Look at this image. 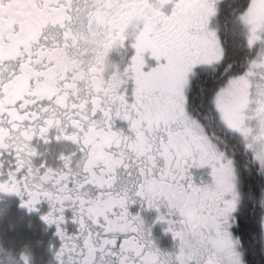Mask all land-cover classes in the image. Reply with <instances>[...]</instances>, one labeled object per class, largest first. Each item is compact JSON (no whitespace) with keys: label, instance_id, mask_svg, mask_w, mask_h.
I'll use <instances>...</instances> for the list:
<instances>
[{"label":"snow or ice","instance_id":"1","mask_svg":"<svg viewBox=\"0 0 264 264\" xmlns=\"http://www.w3.org/2000/svg\"><path fill=\"white\" fill-rule=\"evenodd\" d=\"M208 3L27 0L41 27L16 39L20 25L0 31V196L52 231L56 264H241L225 220L230 233L252 221L214 211L216 173L174 133L181 105H201L211 81H185L187 65L169 48L182 47L180 29ZM13 6L0 0V17ZM146 26L163 46L138 47ZM15 80L26 87L9 94ZM157 223L170 249L154 237Z\"/></svg>","mask_w":264,"mask_h":264},{"label":"flooded vegetation","instance_id":"2","mask_svg":"<svg viewBox=\"0 0 264 264\" xmlns=\"http://www.w3.org/2000/svg\"><path fill=\"white\" fill-rule=\"evenodd\" d=\"M225 1L227 0H209V3L202 6L200 12L193 15L180 29L183 32L182 47L169 48V51H172L174 55H178L182 63L187 65L185 77L187 74H191L189 77L198 75L201 70L218 65L216 62L220 52L213 48L216 43L214 41L210 43L207 37L211 40L208 32L216 27L219 28L215 15L217 12L219 13L220 5ZM200 14L205 16L203 22L199 20ZM98 23L101 25L99 33L102 34L104 22L99 20ZM14 24L21 26V32H17L14 37L16 39L22 34L32 35L35 30L41 27L42 21L39 16L28 9L27 0H14V6L6 10L3 16L0 17V31L8 32ZM109 24L112 25V22L109 21ZM112 26L119 27V24ZM121 31H123L122 28ZM84 42L95 41L84 38ZM164 43V38L147 26L145 31L137 38L138 47L142 49L159 48ZM10 50V45H5L2 49L5 54H8ZM111 59L118 60L119 58L113 53ZM197 60H200V62H196ZM221 76L217 74L215 77H210L209 80L215 81L222 78ZM235 78L238 80V76ZM235 78L230 77L228 79L220 89L222 94H225L237 83ZM25 87L26 82L15 80L5 85V90L9 94H15ZM214 103L216 109H218V105L216 102ZM260 103L264 104V98L260 100ZM197 109H199V105L189 106L187 109L181 105L179 116L175 122V136L186 147L189 155H194L202 165H210L214 172L220 176L222 174L221 167L227 165L229 160H233L225 149V146L230 143H228L227 138L225 139L226 143L221 140L223 137L221 131L217 133L220 141L213 140V134L194 116V110ZM248 153H250L249 150L246 153L244 152L246 160L250 163ZM253 158L254 155H252ZM217 182L220 183L218 180ZM217 182L209 193V201L214 211L219 209L222 212L224 208L232 210V194L228 191H220ZM155 215V212L151 210L142 213L146 223L149 224L152 223ZM165 227L166 225L161 223L153 225V235L162 249H170L172 240L170 234L164 232ZM224 239L236 250L241 259V264H247L244 254L238 247V239L235 237V233L227 231V220H225ZM57 247L52 231L41 222L37 215H29L18 208L13 198L0 196V264H56L55 251Z\"/></svg>","mask_w":264,"mask_h":264},{"label":"trees","instance_id":"3","mask_svg":"<svg viewBox=\"0 0 264 264\" xmlns=\"http://www.w3.org/2000/svg\"><path fill=\"white\" fill-rule=\"evenodd\" d=\"M253 0H227L220 5V41L224 48V58L221 64L203 69L197 76L211 81L207 87V98L194 110V116L201 124L213 134V140L219 142L218 131L223 133L221 140L228 143L225 146L229 157L238 164L241 173L243 205L239 216L245 217L253 223L252 229L237 228L235 236L239 240L241 252L247 264H264V243L254 225L259 221L261 208H264V196L261 195V188L264 187V171L262 172L257 164L248 156L252 167L249 166L245 157V148L241 140L234 134H230L220 124V118L215 108V95L219 87L232 75H239L245 72L250 62L257 53L248 45L247 37L242 26L239 24L241 17L249 8ZM217 74L222 75L218 80H209ZM214 130V132H213Z\"/></svg>","mask_w":264,"mask_h":264},{"label":"rangeland","instance_id":"4","mask_svg":"<svg viewBox=\"0 0 264 264\" xmlns=\"http://www.w3.org/2000/svg\"><path fill=\"white\" fill-rule=\"evenodd\" d=\"M239 19L248 45L256 51L257 55L250 62L247 70L237 75L238 80L235 78L237 76L232 75L237 83L225 94H222L220 89L230 77L222 83L216 92L215 102L218 105L217 112L220 116V124L227 129V132L239 137L241 145L246 151L249 150L251 155H254L252 160H255L263 172L264 104L260 103V100L264 98V0H253L249 11L247 10ZM215 20L218 22L219 28L216 27L209 31L208 36L211 40L208 37L207 40L210 43L212 41L216 43L213 48L220 52L216 62L219 65L224 58V48L220 41L221 26L218 12L215 15ZM196 62H200V60ZM189 75L191 74L186 75L185 80ZM233 160H229L227 165L221 167L222 174L220 176L216 173V182L217 180L220 182H217L220 191H228L232 194V210H236L238 214L244 198L241 173L238 164ZM249 166L252 167V165ZM237 244L240 249L239 240H237Z\"/></svg>","mask_w":264,"mask_h":264}]
</instances>
